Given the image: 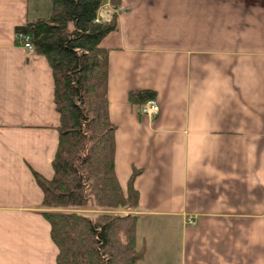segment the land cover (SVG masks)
I'll return each mask as SVG.
<instances>
[{"label":"crops","instance_id":"obj_1","mask_svg":"<svg viewBox=\"0 0 264 264\" xmlns=\"http://www.w3.org/2000/svg\"><path fill=\"white\" fill-rule=\"evenodd\" d=\"M50 10L0 0V264H56L35 178L53 176V77L14 32ZM113 16L100 45L114 169L124 192L140 170L137 222L175 228L176 264H264V0H102L98 20ZM143 88L156 91L153 117L128 101Z\"/></svg>","mask_w":264,"mask_h":264},{"label":"trees","instance_id":"obj_2","mask_svg":"<svg viewBox=\"0 0 264 264\" xmlns=\"http://www.w3.org/2000/svg\"><path fill=\"white\" fill-rule=\"evenodd\" d=\"M47 18L15 26L19 43L44 56L53 77L59 136L53 176L35 174L42 189L41 213L57 247L56 264H138L145 247L136 245L138 192H126L114 169L115 125L108 112V49L102 38L115 16L98 20L102 0H50ZM150 88L128 92L132 105L154 100Z\"/></svg>","mask_w":264,"mask_h":264},{"label":"rangeland","instance_id":"obj_3","mask_svg":"<svg viewBox=\"0 0 264 264\" xmlns=\"http://www.w3.org/2000/svg\"><path fill=\"white\" fill-rule=\"evenodd\" d=\"M135 233L138 237L146 236L147 238L146 263L160 264L165 260L161 256L163 255L169 258V264H176L179 258V236L174 227L168 229L164 225L157 224L153 232L152 226L147 224V221H138ZM165 241L168 247L164 246Z\"/></svg>","mask_w":264,"mask_h":264},{"label":"built area","instance_id":"obj_4","mask_svg":"<svg viewBox=\"0 0 264 264\" xmlns=\"http://www.w3.org/2000/svg\"><path fill=\"white\" fill-rule=\"evenodd\" d=\"M22 45L31 50L32 51V46L29 42H24L22 43ZM138 107V113L142 116H149V117H153L154 115H156L159 111V107L158 105L155 103L154 100L152 101H148L144 104H142L141 106H137ZM190 223L192 222L191 219L188 220Z\"/></svg>","mask_w":264,"mask_h":264}]
</instances>
